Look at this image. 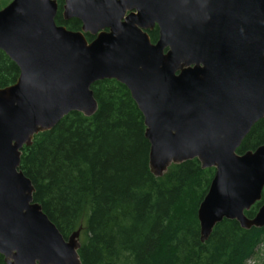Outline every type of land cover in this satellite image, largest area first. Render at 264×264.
I'll return each instance as SVG.
<instances>
[{
    "label": "water",
    "instance_id": "1",
    "mask_svg": "<svg viewBox=\"0 0 264 264\" xmlns=\"http://www.w3.org/2000/svg\"><path fill=\"white\" fill-rule=\"evenodd\" d=\"M10 0L0 50L18 67L0 87V255L5 264H81V226L63 237L33 200L23 146L71 111L97 109L91 85L115 79L142 113L158 177L196 158L214 174L197 207L199 240L223 219L264 226V143L236 152L264 119V0ZM158 28L151 42L148 31ZM94 35L88 41L85 34Z\"/></svg>",
    "mask_w": 264,
    "mask_h": 264
},
{
    "label": "trees",
    "instance_id": "2",
    "mask_svg": "<svg viewBox=\"0 0 264 264\" xmlns=\"http://www.w3.org/2000/svg\"><path fill=\"white\" fill-rule=\"evenodd\" d=\"M55 22L79 30L77 18ZM151 42L158 37L154 26ZM88 41L94 35L85 34ZM0 50V87L18 76ZM96 111H71L52 129L34 135L20 154V170L33 187V200L65 238L81 226V264H247L264 239L261 228L223 219L205 242L199 240L197 207L214 174L196 158L171 164L162 176L148 166L149 142L142 113L128 89L115 79L91 85ZM264 143V119L253 124L236 152ZM264 199L244 213L252 217ZM0 264H5L0 255Z\"/></svg>",
    "mask_w": 264,
    "mask_h": 264
},
{
    "label": "rangeland",
    "instance_id": "3",
    "mask_svg": "<svg viewBox=\"0 0 264 264\" xmlns=\"http://www.w3.org/2000/svg\"><path fill=\"white\" fill-rule=\"evenodd\" d=\"M10 0H0V8L4 7ZM247 264H264V239L259 244L255 257L247 261Z\"/></svg>",
    "mask_w": 264,
    "mask_h": 264
},
{
    "label": "flooded vegetation",
    "instance_id": "4",
    "mask_svg": "<svg viewBox=\"0 0 264 264\" xmlns=\"http://www.w3.org/2000/svg\"><path fill=\"white\" fill-rule=\"evenodd\" d=\"M149 32V31H148Z\"/></svg>",
    "mask_w": 264,
    "mask_h": 264
}]
</instances>
